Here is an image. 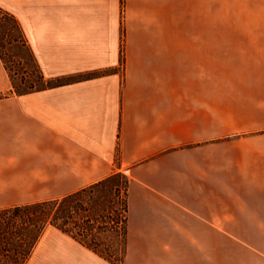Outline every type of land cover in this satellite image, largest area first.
<instances>
[{"label":"crops","instance_id":"crops-1","mask_svg":"<svg viewBox=\"0 0 264 264\" xmlns=\"http://www.w3.org/2000/svg\"><path fill=\"white\" fill-rule=\"evenodd\" d=\"M16 18L40 74L71 81L17 96L0 60V209L121 173L128 242L225 227L264 264V0H17Z\"/></svg>","mask_w":264,"mask_h":264},{"label":"trees","instance_id":"trees-1","mask_svg":"<svg viewBox=\"0 0 264 264\" xmlns=\"http://www.w3.org/2000/svg\"><path fill=\"white\" fill-rule=\"evenodd\" d=\"M21 44L26 48L17 20L0 8L1 44ZM4 69L12 80L7 63ZM33 75L42 84L19 89L12 83V92L24 95L59 86L71 80H47L39 72L31 55ZM87 74L90 79L107 74ZM6 97L0 95V99ZM129 181L121 173L80 189L59 199L0 209V264H27L32 252L47 229L66 235L82 248L109 264H124L128 252Z\"/></svg>","mask_w":264,"mask_h":264},{"label":"rangeland","instance_id":"rangeland-1","mask_svg":"<svg viewBox=\"0 0 264 264\" xmlns=\"http://www.w3.org/2000/svg\"><path fill=\"white\" fill-rule=\"evenodd\" d=\"M0 8L17 20V0H0ZM1 45V56L12 76V80L9 79L11 90L12 83L19 89H26L31 83L41 86L36 75H33L28 49L17 43ZM0 95L6 96L3 93ZM185 229L178 224H166L165 242L143 240L146 236L131 235L124 264H258L257 259L243 254L241 242L229 239L225 227H219L215 242L189 240L193 235H183ZM45 258L53 259L57 264H109L50 228L27 264H38Z\"/></svg>","mask_w":264,"mask_h":264}]
</instances>
